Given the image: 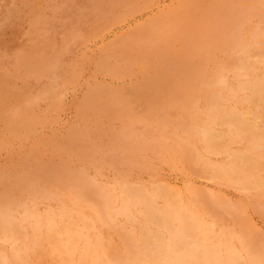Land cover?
<instances>
[{"label":"rangeland","instance_id":"obj_1","mask_svg":"<svg viewBox=\"0 0 264 264\" xmlns=\"http://www.w3.org/2000/svg\"><path fill=\"white\" fill-rule=\"evenodd\" d=\"M233 2H235L236 4L235 3L233 4ZM226 3L228 6L231 3L230 7L232 6L235 12L233 11L232 7L230 8L227 5H225ZM237 3L239 6L237 5ZM263 3H264L263 0H249V1L248 0H236V1L235 0H233V1L232 0H196L195 3L192 0H160V1L159 0H0V204H1L0 205V209H1L0 211L2 212L4 210L8 209L9 207L11 208L10 209V215L11 216H9L10 217L9 219H11V223L8 222L6 224V226L9 224L7 228L8 229L9 228L14 229V231H13V229L11 231L13 233V241L11 239L0 238V251H1L0 256H2L3 254L10 255V254L14 253V251H15V252H19L21 255H23L24 261L21 258L20 262L15 261L14 263L11 262V264H23V263L24 264H28V263L32 264L33 262H34L33 264H49V262L47 261V259L49 260V258H47V257L50 254L49 253L50 247L46 243L47 242L46 238L43 235L47 231L46 226H44L47 223L45 219H46V217L52 216V220L55 223L54 225H56L62 232H64V229L66 228V226L69 229L72 228L71 230H75V228L78 229L79 227H80V229H82L83 223H87V224L91 223L90 222L91 220L89 218L91 217V215L94 216V211L91 210V208H89L88 205H86L88 203L87 200H86L87 202H85V200L82 201V200H80L82 198H79V195L74 194V191H78V190L81 191V188H85V187H88V188L91 187L92 189H95V188L98 189L97 187H99L100 190L109 191L111 194H114V193L117 194L118 191H120V189L122 188L126 192H129L131 195H135V196H142V195H145V193L149 194L150 192H153L156 189V191H158V193H159L158 203L160 205L162 203L164 204L166 200L171 199L178 194H181V195L187 197L188 200L191 199L193 196H195L196 193H197L196 194L197 197L200 196L199 198H202L203 197L202 194H205L204 192L206 191V195H204V198H202V199H205L207 197V199H205V201L202 200L204 203H202V201L200 199H198L197 197H196L197 199L195 197H193V199L194 198L195 199L194 200L191 199V200L192 201L197 200L196 201L197 204H198V202L200 203V201H201L203 207L206 206V209H205V207L202 209L207 210V209L211 208L210 210H207V211H210V213L213 212V215H215V216H218L217 215L218 212L223 210V213L220 212V214H219V216L221 215L222 217H217L218 218V224L215 226L216 233H219V231H221L223 229L224 230H240L241 229L240 231L242 232V229H243L242 227H244L246 224H248L247 227L245 226L246 228L244 227V229H245V231L249 232L250 234L247 232H246L247 233L246 234L244 229H243L244 234H246L247 236L250 235L251 239H255V240L258 239L259 241L256 240L257 246L259 248L264 249V237H263L264 236L263 235V233H264V210H262V209H264V203H263L264 202V198H263L264 197V195H263L264 194V190H263L264 189L263 188L264 170L263 171L260 170V171H262V174H259L261 172L258 171L259 175L256 176L257 179H256V177L255 178L253 177L252 180H250V181L231 183L230 181L225 179V176H224L225 174H224L223 170L221 169L222 166L229 163L231 160V157L228 155V153H226L224 151L226 148L228 150L231 149L232 157L237 162L240 161L239 163H241V164L244 163L248 166H254V165L252 162L253 160L251 158L253 155L250 151L245 149V144H243L241 142L231 141V139L229 138L228 126L226 125L227 119L226 118L222 119L221 117H219L217 119V123L215 125V129L216 128L217 129L213 133L211 141L209 142V146L211 147V153H207V154L204 153L201 156L199 155V153L195 154L193 151H190V149L193 150V148L196 147L197 149L200 150L202 145L204 144L203 140L200 139V137H199L200 135L194 136V135H191L189 133L186 134L185 133L186 130L184 129V125H183L186 122V119L190 120L191 118L194 119L197 116H199V112L201 113V111L197 112V109L198 110L206 109L209 106V105L207 106L209 98H211L214 95L215 98H217V100L220 101V104L214 110V112H216V111L218 112L217 113L218 116H220V114H222L224 112L222 115H227V118L231 119V118H235V117L239 116V115H237L238 110H244L245 112H247L246 116L249 118V120L247 122L248 126L250 128H253L254 130H256L258 133L264 134V130H262L264 128V125H263V122H264V102H263L264 101V99H263L264 98V94H263V92H264V70H263V68L264 67H262V66H264L263 65L264 64V54H263L264 53V50H263L264 49V43H262L264 41V38H263V36H264V29H263L264 28V24H263L264 23V14H263L264 13V5H263ZM190 4H191V6H190ZM13 5H14V8H12ZM126 5H129V6H126ZM132 5H133V7H135L134 9H133ZM235 5H236V7H235ZM259 5L262 6L263 9H262V7H259ZM123 6H125V7H123ZM194 6H195V8H194ZM224 6H226V8ZM87 7L89 9H87ZM240 7L243 9L242 11L240 10L241 9ZM70 8H72V10ZM191 8H192V10H191ZM227 8L232 9L231 10L232 12L229 11L230 9L228 10ZM4 9L6 10L5 12H8V13H5ZM15 9L17 11H14ZM223 9H225V11ZM93 10H95V11L93 12ZM245 10H248V11H245ZM240 11L247 14L246 18L244 16L245 14L241 13ZM228 12L232 15L228 14ZM22 13H23V15H22ZM91 13H92V15H91ZM114 13H116V14H114ZM225 13L228 14L227 19H226ZM11 14H14V15H11ZM83 14L85 16H83ZM7 15L9 18L7 17ZM87 15H89V16H87ZM115 15H117V16H115ZM238 15H241V16L238 17ZM253 15H255V17ZM2 16L5 18L6 21L4 20V18H2ZM100 16H101V18H100ZM230 17L233 19V21L235 20L234 18H236V17H237L236 20L240 18V21L239 20L234 21L235 23L236 22H239V23L235 24L234 22H232V19H230ZM241 17L244 18L243 21H242ZM61 19H63V20H61ZM89 20H90V22H89ZM105 20H106V22H105ZM114 20H116V21H114ZM229 21H231V22L229 23ZM91 22H93V24ZM218 22L221 24L223 23L222 25H224V27L221 24L218 25ZM225 22H227L228 25H226ZM243 22H244V24H243ZM86 23H88V24H86ZM81 24L83 27L81 26ZM238 25L240 26V28L238 27ZM84 26H86V27H84ZM226 26H228V27H226ZM231 26H233V27H231ZM217 27H219V28H217ZM225 27H226L227 31L230 32L229 33L230 35L227 34L228 32H226V31L224 32ZM229 27L231 29L233 28L232 31H231V29L230 30L228 29ZM255 29L257 32L256 34L254 31ZM75 30H77V31H75ZM94 30H96V31H94ZM259 30H261V32ZM234 31L238 32V33L236 32L238 34L237 36H236V33ZM69 32L71 33V35ZM220 32H221V34H220ZM210 33H211V35H210ZM217 33H219L220 36ZM252 33L256 36H254ZM93 34H95V35H93ZM257 34H259L260 36L259 35L257 36ZM207 35H209V37ZM228 35H229V37H228ZM204 36H205V38H203ZM225 36H227L228 38ZM238 36H240L241 38ZM60 37H62V38H60ZM213 37H215V38H213ZM64 38H66L67 40ZM101 38H103V39L101 40ZM250 38H252V39H250ZM214 39L216 41H214ZM229 39L232 42L229 41ZM234 39H236V43L233 45V42H235ZM61 40H63V41H61ZM222 40L225 42H223ZM260 40H261V42H260ZM167 41H168V43H167ZM228 42H230V43H228ZM207 43H209V44H207ZM63 44H65V45H63ZM260 44L262 46H259ZM235 45L237 47V51H236ZM239 46H244L245 48L242 51H240V50H238ZM262 47H263V49H261ZM224 48H226V49L223 52ZM252 48H254V49H252ZM256 48H257V51H256ZM247 49H248V51H247ZM252 50H253V52H252ZM235 52L238 53V55ZM245 52H247V54ZM257 53L259 55H257ZM53 54H55V55H53ZM165 54H166V56H165ZM251 55H252V57H251ZM57 57H59V58H57ZM208 57H209V59H208ZM233 57H234V60H233ZM244 57H246V58H244ZM171 58L173 59V61ZM260 58L263 60L261 61ZM244 59H245V61L243 62ZM254 59H255V61H254ZM147 61L149 63H147ZM164 62H165V64H164ZM242 62L244 64L246 63L245 64L246 66ZM251 62L253 64H251ZM183 63H185V64H183ZM239 64H240V66H239ZM62 66L63 67L66 66V67H64L65 69ZM180 66H181V68H180ZM239 67H241L240 69L243 70V71L240 70V73H239L242 76H240L238 74V72H236L237 69H235V68H239ZM252 68H254V69H252ZM261 68H262V70H261ZM230 69H231V72H230ZM46 70H47V72H46ZM51 70L53 71V73L51 72ZM179 70H180V72H179ZM193 70H195V71H193ZM205 70H206V72H205ZM227 70H228V73L226 72ZM251 70H253V71H251ZM233 72H234V74H233ZM251 72H252V74H251ZM150 73H151V75H150ZM189 73H191V74H189ZM243 73H244V75H243ZM45 74H47V75H45ZM48 74H50V75H48ZM186 74H187V76H186ZM200 74L205 75L204 77L206 79L205 78L203 79L202 77H200L201 76ZM152 75H153V77H152ZM170 76H172V78ZM179 77H180V79H179ZM189 77L191 78V80ZM235 77H237V78H235ZM245 77H246V79H245ZM251 77H253V78L251 79ZM50 78H51V80H50ZM167 78H169V79H167ZM199 78H200V80H199ZM218 78H222V80H224V82L222 84L223 85L225 84L224 85L225 89L222 88V84L219 86L213 85V83ZM247 78H248V80H247ZM201 79H203L204 83H203V81H201ZM212 80H214V81H212ZM51 82L54 85L56 84V86H54ZM188 82H190V83H188ZM197 82H199V83H197ZM205 83L208 85H206ZM209 83H211V84L209 85ZM28 84H30V85H28ZM180 84H182L183 86ZM190 84H192V85L195 84V86L194 85L192 86ZM211 85H213V87L216 90H214V88H212ZM256 85L257 86L259 85L260 89H257ZM186 86L188 87V89L186 88ZM209 86H210V88H208ZM180 87H181V89H180ZM165 88H166V90H165ZM189 88L192 91L189 90ZM169 89H170V92H169ZM178 89H179V91H177ZM235 89H236V91H235ZM237 89H239V90H237ZM25 90H27V91H25ZM186 90H188V91H186ZM43 91L46 92V96H45ZM148 91H151V92H148ZM201 91L204 93L202 94ZM28 92H31L33 94L28 93ZM153 92L155 95L153 94ZM156 92H158V93H156ZM206 92H207V96L205 95ZM210 92L212 95H210ZM241 92H242V94H241ZM261 92L263 95L261 94ZM148 93H149V95H148ZM168 93H170V94H168ZM47 94H49V96ZM164 94H166L165 96H167V97H165ZM184 94L185 95L188 94V95L183 96ZM196 94H198L199 96L197 97ZM250 94H252L254 96H252ZM228 95H229V97H228ZM247 95H248V97H247ZM249 95H250V97H249ZM5 96H7V97H5ZM180 96L182 97V99ZM191 96L192 97L194 96L195 98L193 97L191 99ZM146 97H148V99ZM231 97H233V98H231ZM171 98H173V99H171ZM187 98H189V99H187ZM199 98H201V99H199ZM54 99H55V101H54ZM161 99L163 100V102ZM205 99L207 100V102ZM235 99L237 102L235 101ZM254 99H258V100H254ZM193 100H194V102H193ZM203 101H205V102H203ZM252 101H253V103H252ZM145 102H147V103H145ZM184 102H186V103H184ZM148 103H151L150 104L151 108L149 107L150 105H148ZM154 103H155V105H154ZM189 104H190V106H189ZM199 104H200V106H199ZM141 105L144 106L145 108H143ZM229 105H230V107H228ZM175 106H176V108H175ZM194 106L195 107L198 106V108L195 110ZM158 107H160L158 109L159 111L157 110ZM169 107H171V108H169ZM188 107H189V109L187 110L186 108H188ZM174 108L176 109V111ZM190 108L192 110L194 109V112L193 111L191 112ZM230 108H232L233 110ZM143 109H145V110L147 109L149 112L151 111L150 114H146V113H149L147 110H146L147 112L144 110L145 113H143L144 112V111H142ZM219 109H221V110H219ZM259 110L261 112L260 115L258 113ZM156 111H158L159 113ZM161 113H162V115H161ZM252 114H253V116H252ZM151 115L154 117L153 118L154 120L152 119ZM157 115L158 116L161 115L160 118L157 117ZM188 115H189V117H188ZM261 115H262V117H261ZM185 116H186V118H185ZM145 117H146V119H145ZM161 117H164L165 119H163ZM147 119H150V120L147 121ZM162 119H163V121H162ZM172 119H174V120H172ZM164 120L165 121L167 120V122H165ZM169 120H172L176 126L181 124L180 120L181 121L183 120L182 121L183 124L180 125L181 127L178 126L176 129V126L171 121H170L171 122L170 123ZM176 120L177 121L179 120V121L177 122ZM219 120H221L222 122ZM250 120H252L253 122H251ZM142 121H144L145 123H143ZM161 122L162 123L164 122V123L161 124ZM176 123H178V124H176ZM170 124H171V127H170ZM261 124L263 126H261ZM124 125L128 126V128L125 127ZM157 125L161 126L162 128H160V127L157 128ZM172 125L174 128L172 127ZM254 125H255V127H254ZM129 126H130V128H129ZM151 126L155 129H153ZM123 127H124V129H123ZM237 127L240 129H243L244 125L243 124H237ZM181 128L184 130H182ZM174 129H175V131H174ZM225 131L227 132V134ZM180 132H181V134H180ZM120 134H121V136H120ZM145 134L148 136H146ZM172 134H173V136H172ZM179 134L182 137V139H180ZM214 134L216 135V137ZM218 134H220V135H218ZM115 135H118V136H115ZM185 135H187V136L190 135V137L189 136L187 137ZM134 136H136V138H134ZM149 136H150V138H149ZM145 137L146 138L148 137V138L146 139ZM223 139H225V140H223ZM138 140H140V141H138ZM150 140H151V142H150ZM164 140H166V141H164ZM170 140L175 141V142H172ZM190 140H191V142H190ZM216 140H218V141H216ZM118 142H121V143H118ZM155 142L159 145V148ZM216 142L220 145L216 144ZM120 144H122V145H120ZM124 144H126V145H124ZM127 144H129V145H127ZM145 144L147 145V147ZM163 144H165V145H163ZM171 144H172V146H171ZM197 144H198V146H197ZM136 145L138 147H136ZM152 145H154V146L152 147ZM187 145H189V148H186V147H188ZM241 145H243L244 147ZM134 146L136 147V149ZM150 147H151V149H150ZM156 147L158 149H156ZM179 147H181V148H179ZM132 148H134V149H132ZM144 148H146V149H144ZM164 148H166V149H164ZM124 149L126 152L124 151ZM128 149L130 150V152L127 151ZM138 149H139V151H138ZM161 149H163V150H161ZM187 149H189V150L187 151ZM106 151H108V152H106ZM214 151H215V153H214ZM153 152H155V153H153ZM179 152L181 153L180 156L182 155L181 157L179 156ZM191 152H192V157L190 156L191 157L190 158L189 155L191 154ZM126 153H128V154H126ZM129 153H131V154L129 155ZM171 153H172V156H171ZM175 153H176V155H175ZM96 154H97L98 158L95 157ZM154 154H155V156H154ZM177 154H178V156H177ZM117 155L119 156L120 159H122L123 162L120 159L118 160ZM157 156H158V158H157ZM197 156H199V157H197ZM110 157H112L111 161L109 159ZM205 157L207 159H209L208 162H206L207 159ZM214 157H215V159H214ZM138 158H139V160H138ZM135 159H136V161H135ZM141 159H143V160H141ZM227 159H229V160H227ZM103 160L104 161L106 160V161L104 162ZM188 160H189V163H188ZM242 160L245 162H242ZM250 160H252V161L250 162ZM182 161H184V162H182ZM212 161H214V162H212ZM76 163H78V164H76ZM87 163L90 164L91 166L89 165L90 166L89 167ZM128 163H129V165H131L130 168L128 167ZM192 163H193V165H192ZM213 163H215V164H213ZM152 164H154V165H152ZM71 165H73L74 167L73 166L71 167ZM109 165H110V167H108ZM111 165H113L114 167H112ZM135 165L137 167H135ZM187 165H188V170L190 172H188V170H186ZM85 166H87V167H85ZM99 166H101V167H99ZM122 166H124L125 169H123L124 167L122 168ZM140 166L141 167L143 166V167L140 168ZM145 166L147 169L144 168ZM184 166H186V167H184ZM45 167L49 168V169H46ZM76 168H77V171L74 170ZM87 168H89V169H87ZM102 168H104V169H102ZM195 168H196V170H195ZM66 169H68V170H66ZM117 169H119V170H117ZM120 169H122V171H124L125 174H123ZM156 169H158L159 171ZM183 169H185L184 170L185 172L183 171ZM202 169H204V170H202ZM216 169H218V170L216 171ZM128 170H130V172ZM148 170H150V171H148ZM45 171H46V174H45ZM48 171H50V172H48ZM73 171L75 173H73ZM118 171H120V172H118ZM41 172L43 174H41ZM81 172H83V174L85 176L82 175ZM149 172H150V174H149ZM151 172H152V174H151ZM154 172H157L158 175H157V173H154ZM173 172H175V174ZM191 172H192V174H190ZM49 173L52 176H50ZM79 173H80V175H79ZM57 174H58V176H57ZM63 174L64 175L66 174V176H64ZM195 174L198 176H196ZM44 175H47L48 177L44 176ZM54 175H56V176H54ZM62 175H63V177H62ZM134 175L137 177H135ZM199 175H200V177H199ZM98 176H99V178H98ZM112 176H115V177H112ZM123 176H125V177H123ZM111 177L113 180H111ZM121 177H123L122 180H121ZM220 177H222V178H220ZM54 178H57V179H54ZM86 178H89V179H86ZM134 178H135V180H133ZM142 178L145 179L146 181L143 180ZM214 178L217 179V181ZM51 179L55 180L54 182L56 184L53 181L51 182ZM59 179H60V181L63 180L62 182L63 183L65 182V183L62 184V182L61 183L58 182V184H57L56 181H58ZM68 179H70V180L68 181ZM106 179L107 180L110 179V180L107 181ZM162 179H164V180H162ZM83 180H84V182H83ZM205 180L206 181L208 180L207 181L208 183H206ZM254 180L256 182H254ZM75 181H79V183L75 182ZM88 181L90 183L91 182H93V183L90 184ZM97 181H98V183H97ZM185 181L187 183L186 184L187 187L190 186L191 184H193V185H191V189H193L194 187H195L194 189H196L197 187H198V189L199 188L201 189V187L202 188L204 187L205 190H204V188H203V190L199 189L200 191H197V190L195 191L193 189V191H192L193 194H192V192L188 191V190H190L189 188H186L187 191L186 190L183 191V189H184L183 186L184 187L186 186L184 184ZM224 181H225V183H224ZM47 182H49V183L47 184ZM71 182H73V183H71ZM103 182H104V184H103ZM218 182L220 183V186L218 185L219 187L216 186V184H218ZM82 183H84V184L88 183L89 186L83 185ZM132 183H133V185H132ZM212 183L213 184L215 183V186ZM53 184H55V185H53ZM65 184H66V186H65ZM93 184H94V187H92ZM109 184H111V185H109ZM134 184H135V186H134ZM255 184H256V186H255ZM34 185L36 187H34ZM61 185L62 186L64 185L65 187H62ZM138 185H139V187H138ZM194 185H196V186H194ZM222 185H224V186H222ZM73 186H74V189L71 188ZM77 186H78V188H77ZM80 186H81V188H80ZM109 186L112 189V191L109 188ZM116 186H117V188H116ZM123 186H125V187H123ZM151 186H153V187H151ZM210 186H212V188H210L211 190L209 189L210 190L209 191L207 188H209ZM236 186H238V187H236ZM104 187L106 190L104 189ZM62 188H63V190H62ZM64 188L68 191L66 192V190ZM75 188H76V190H75ZM140 188H141V190H140ZM56 189L58 190V192ZM239 189L240 190L242 189V190L240 191ZM258 189H259V192H258ZM69 190H71V191L69 192ZM234 190H236V191H234ZM253 190H254V192H252ZM37 191L39 193H42V194L45 193L44 196L42 194H40V196H39ZM43 191H44V193H43ZM115 191H117V192H115ZM134 191H136V192H134ZM71 192H73L72 195H75L74 196L75 198L71 195ZM174 192H176L175 193L176 195L174 194ZM185 192L188 195L185 194ZM210 193H212L211 194L212 197H213V195H215V193L216 194L219 193V194H217L219 196V201L221 203L224 202L226 204V207H225L224 203H222V205H221L220 202H218L219 203L218 205L215 203L216 207L214 204L215 201L208 203L209 202L208 198L210 197ZM253 193L256 194L257 196L253 195ZM79 194H80V192H79ZM189 194L190 195L192 194L193 196L192 195L190 196ZM198 194H201V195L198 196ZM8 195H9V197H8ZM46 195H47V197H46ZM165 195H166V197H165ZM242 195L245 197L243 198ZM249 195H251V196L249 197ZM13 196H15V197H13ZM218 196L217 197L214 196V197H216L218 199ZM230 196H233V197H230ZM53 197H55V198H53ZM220 197L221 198L225 197V199L222 200ZM246 197H248V198L245 200ZM43 198L45 200H43ZM72 198H74V199H72ZM211 198H210V201H212ZM14 199L16 202L14 201ZM35 199H36V202H35ZM259 199H261V200H259ZM28 200L30 201V203H28L29 202ZM206 200L208 201L207 203H206ZM258 200L262 203L258 204V202H259ZM38 201H40V202H38ZM225 201H227V202H225ZM238 202H240V204ZM16 203L19 205H17ZM227 203H229V204L231 203L232 205H229ZM252 203H255L258 206H256L255 204H252ZM209 204H213L215 209L213 207H211V205H209ZM233 204L235 205V208H234ZM261 204H262L263 208L260 207ZM85 205L89 209H87V207ZM198 205L201 206L200 204H198ZM236 205H238L237 207L239 209L236 207ZM251 205L253 207H251ZM3 206H4V208H3ZM74 206H77L79 209H77V207H74ZM218 206H220L221 208ZM228 206L231 207L230 208L231 211L236 210V209L238 211L237 210L233 211V213H234L233 214L230 211ZM29 207H32V208H29ZM139 207L140 206H138L137 211L139 210ZM216 208H217V210H216ZM13 209L15 211H13ZM54 209L55 210L59 209V210L58 211L56 210V212H55ZM60 210L61 211L63 210L62 213ZM89 210H91V211H89ZM215 210H216V214H214ZM241 210H242V212H241ZM64 211L67 214H65ZM75 211L79 212V213L82 212L81 213L82 215L79 213H76ZM207 211H206V213H209ZM228 212L230 213V215ZM35 213L38 215V217ZM75 213H76V215H75ZM224 213H226V214L228 213V214L226 215ZM83 214H84V217H83ZM204 214H205V211H203V215ZM235 214H236V216H235ZM28 215H29V217H28ZM30 215H32V216H30ZM64 215H66L67 217ZM70 215H71V217H70ZM211 215L212 214H210V216ZM232 215H234V217ZM80 216L84 219H81ZM120 216L121 215L115 217L114 221H112L111 223H109L107 225L104 223L103 224L99 223L97 221V222L93 223L94 224L93 227L92 226H90V227L89 226H87V227L83 226L84 230L85 229L88 230V235H90L92 238L94 237L93 239H96V237H102V239L105 242H108V244H112V242H115L112 245H114L116 247H120V248L123 247V249H125L126 245L123 243V240L121 238L120 233L124 234L126 229H129V227L130 228H137L138 227L137 229H139V226L142 225L144 228H146L145 246L148 249V251H150L152 248H154L155 247L154 245H158V244L162 243V237L160 236V233H158L156 231V229L154 228V226L152 224H148V223L145 224L144 222H142L141 219L138 220V222L136 224H133V223L131 224V221L129 219H127L123 216H121V217ZM229 216H232L231 219L229 218ZM237 217H238V220L240 219L239 220L240 223L236 221ZM243 217L245 218L244 220H243ZM61 218L64 220H62ZM66 218H69V219H66ZM72 218L75 220V222ZM116 218H117V220H116ZM220 218H222V219H220ZM58 219H60V220H58ZM87 219H88V222H87ZM227 219H230V220H227ZM232 219H234L233 222H232ZM241 219H242V222H241ZM40 220L44 226L43 227L44 230L42 229V231H44V233H42V231H40L38 229L36 232V226H37L38 221H40ZM44 220L46 223L43 222ZM64 221L65 222L68 221L67 222L68 225L66 223H64ZM69 221L71 223H69ZM243 221L247 222L244 224V226H243ZM3 222L5 225V220H3ZM28 223H30V224L28 225ZM219 223H221V224H219ZM70 224H72V226ZM240 224H242V227ZM89 225H92V223ZM249 225L251 228L248 227ZM27 226H29L30 230ZM64 226H65V228H64ZM73 226H76V227H73ZM107 226H108V228H107ZM236 226H238V227H236ZM239 226L241 227L240 229H239ZM61 227H63V228H61ZM17 228H21V229H17ZM109 228H111L114 232L112 230H110ZM114 228L117 231H115ZM119 228H121V229H119ZM225 228H227V229H225ZM23 229L25 232L23 231ZM17 230H18V232H20V231L21 232L18 233ZM120 230H122V231L120 232ZM253 230H254V232H253ZM0 231H1V229H0ZM153 231L155 232V234ZM260 231H262V232H260ZM115 232H116V234L113 235V233H115ZM255 232L257 234H255ZM97 233H99V234H97ZM259 233H261V234H259ZM35 234H37V236ZM156 234L159 235V239L158 238L156 239L154 237V235H156ZM148 235H149V237H148ZM257 235H258V237H257ZM1 237H2V235H1ZM254 237H256V238H254ZM31 238H32V240L34 239V242L30 244L28 242L32 241ZM163 238L165 239L164 235H163ZM118 239L121 240L122 246H121L120 241ZM23 240H26V241H24V243H22ZM38 242H39V244H38ZM14 243H16V244H14ZM27 244H28V246H27ZM12 245H13V247H12ZM22 245L23 246L26 245L27 247L26 246L22 247ZM40 245H42V246H40ZM47 245H48V247H47ZM35 246H36V248H35ZM5 248L7 251H9L7 254H6ZM38 248H40V249L38 250ZM31 249L33 251L34 250L35 251L33 252ZM12 250H13V252H12ZM27 250H30L31 253H30V251H27ZM25 256H27V260H26ZM31 256H33V257H31ZM35 260L37 261V263L35 262ZM10 261H12V258H10ZM29 261H32V262H29Z\"/></svg>","mask_w":264,"mask_h":264},{"label":"bare ground","instance_id":"obj_2","mask_svg":"<svg viewBox=\"0 0 264 264\" xmlns=\"http://www.w3.org/2000/svg\"><path fill=\"white\" fill-rule=\"evenodd\" d=\"M160 1V0H159ZM194 3L196 2V0L194 1V0H192ZM233 1V0H232ZM236 1V0H235ZM249 1V0H248ZM264 1V0H263ZM230 2V1H229ZM80 3V2H79ZM186 3V2H185ZM190 3V2H189ZM235 2H233V4H234ZM149 4V3H148ZM159 4V3H158ZM157 4V5H158ZM192 4V3H191ZM191 4H190V6H191ZM231 4V3H230ZM230 4H229V6L227 5V3L225 4V5H227L228 7H230ZM236 4V3H235ZM255 4V3H254ZM260 4V3H259ZM16 5V4H15ZM103 5V4H102ZM120 5V4H119ZM118 5V6H119ZM123 5V4H122ZM237 5H238V3H237ZM241 5V4H240ZM257 5V4H256ZM261 5V4H260ZM259 5V7H262V6H260ZM263 5H264V3H263ZM9 6V5H8ZM99 6V5H98ZM126 6H129V5H126ZM152 6V5H151ZM239 6V5H238ZM80 7V6H79ZM78 7V8H79ZM84 7V6H83ZM120 7V6H119ZM123 7H125V6H123ZM132 7H133V5H132ZM225 8H226V6H224ZM232 7V6H231ZM230 7V8H231ZM235 7H236V5H235ZM2 8V7H1ZM12 8H14V5H13V7ZM82 8V7H81ZM135 7H133V9H134ZM194 8H195V6H194ZM230 8H227L228 10L230 9ZM241 8V7H240ZM245 8V7H244ZM7 9V8H6ZM9 9V8H8ZM17 9V8H16ZM14 10V11H17V10ZM69 9V8H68ZM71 10H72V8H70ZM84 9V8H83ZM87 9H89L88 7H87ZM115 9V8H114ZM213 9V8H212ZM232 9H233V7H232ZM232 9H230L229 11H231ZM250 9V8H249ZM262 9H263V7H262ZM20 10V9H19ZM191 10H192V8H191ZM224 11H225V9H223ZM222 10V11H223ZM236 10V9H235ZM241 11L243 10L242 8L240 9ZM253 10V9H252ZM6 10L4 9V12H5ZM22 11V10H21ZM70 11V10H69ZM68 11V12H69ZM78 11V10H77ZM85 11V10H84ZM95 10H93V12H94ZM127 11V10H126ZM176 11V10H175ZM182 11V10H181ZM233 11H234V9H233ZM240 11V12H241ZM245 11H248V10H245ZM244 11V12H245ZM250 11V10H249ZM259 11V10H258ZM86 12V11H85ZM174 12V11H173ZM232 12V11H231ZM235 12V11H234ZM237 12V11H236ZM2 13V12H1ZM5 13H8V12H5ZM19 13V12H18ZM90 13V12H89ZM241 13H243V12H241ZM240 13V14H241ZM17 14V13H16ZM72 14V13H71ZM81 14V13H80ZM88 14V13H87ZM96 14V13H95ZM113 14V13H112ZM114 14H116V13H114ZM123 14V13H122ZM224 14V13H223ZM228 14H230L229 12H228ZM228 14H226L225 13V15H226V19H227V16H228ZM234 14V13H233ZM243 14H245V13H243ZM253 14V13H252ZM264 14V13H263ZM11 15H14V14H11ZM22 15H23V13H22ZM91 15H92V13H91ZM98 15V14H97ZM111 15V14H110ZM230 15H232V14H230ZM246 15L247 14H245L244 16H245V18H246ZM80 16V15H79ZM83 16H85L84 14H83ZM87 16H89V15H87ZM115 16H117V15H115ZM171 16V15H170ZM224 16V15H223ZM236 16V15H235ZM239 16H241V15H238V17ZM254 17H255V15H253ZM7 17H8V15H7ZM14 17V16H13ZM17 17V16H16ZM19 17V16H18ZM76 17V16H75ZM120 17V16H119ZM232 17V16H231ZM230 17V19H232ZM261 17V16H260ZM2 18H4L3 16H2ZM9 18V17H8ZM98 18V17H97ZM100 18H101V16H100ZM107 18V17H106ZM123 18V17H122ZM234 18V17H233ZM237 18V17H236ZM236 18H234L235 20H236ZM242 18V17H241ZM258 18V17H257ZM19 19V18H18ZM78 19V18H77ZM95 19V18H94ZM110 19V18H109ZM223 19V18H222ZM243 19L244 18H242V21H243ZM251 19V18H250ZM4 20H5V18H4ZM12 20V19H11ZM10 20V21H11ZM61 20H63V19H61ZM79 20V19H78ZM88 20V19H87ZM91 20V19H90ZM90 20H89V22H90ZM234 20V21H235ZM240 21V18L239 19H237L236 21ZM6 21V20H5ZM16 21V20H15ZM80 21V20H79ZM92 21V20H91ZM94 21V20H93ZM114 21H116V20H114ZM224 21V20H223ZM233 21V19H232V22H234ZM254 21V20H253ZM9 22V21H8ZM13 22V21H12ZM20 22V21H19ZM71 22V21H70ZM105 22H106V20H105ZM231 21H229V23H230ZM3 23V22H2ZM7 23V22H6ZM5 23V24H6ZM10 23V22H9ZM18 23V22H17ZM92 24H93V22H91ZM104 23V22H103ZM217 23V22H216ZM235 23V22H234ZM236 23H239V22H236ZM235 23V24H236ZM8 24V23H7ZM73 24V23H72ZM86 24H88V23H86ZM95 24V23H94ZM197 24V23H196ZM215 24V23H214ZM219 24H221V23H219L218 22V25ZM223 24V23H222ZM221 24V25H222ZM225 24L226 25H228L227 24V22H225ZM241 24V23H240ZM239 24V25H240ZM243 24H244V22H243ZM264 24V23H263ZM15 25V24H14ZM107 25V24H106ZM158 25V24H157ZM232 25V24H231ZM234 25V24H233ZM238 25V27L240 28V26ZM257 25V24H256ZM18 26V25H17ZM20 26V25H19ZM81 26H82V24H81ZM80 26V27H81ZM87 26V25H86ZM86 26H84V27H86ZM95 26V25H94ZM148 26V25H147ZM213 26V25H212ZM223 27H224V25H222ZM237 26V25H236ZM235 26V27H236ZM252 26V25H251ZM12 27V26H11ZM15 27V26H14ZM83 27V26H82ZM103 27V26H102ZM226 27H228V26H226ZM226 27L224 28L225 30H224V32L226 31V32H228L227 31V29H226ZM231 27H233V26H231ZM2 28V27H1ZM89 28V27H88ZM106 28V27H105ZM108 28V27H107ZM158 28V27H157ZM161 28V27H160ZM190 28V27H189ZM213 28V27H212ZM217 28H219V27H217ZM237 28V27H236ZM262 28V27H261ZM61 29V28H60ZM76 29V28H75ZM104 29V28H103ZM222 29V28H221ZM229 30L231 29L230 27L228 28ZM233 29V28H232ZM232 29H231V31H232ZM258 29V28H257ZM264 29V28H263ZM56 30V29H55ZM68 30V29H67ZM72 30V29H71ZM145 30V29H144ZM203 30V29H202ZM211 30V29H210ZM215 30V29H214ZM219 30V29H218ZM235 30V29H234ZM244 30V29H243ZM54 31V30H53ZM75 31H77V30H75ZM94 31H96V30H94ZM223 31V30H222ZM255 31V34L257 33L256 32V29L254 30ZM258 31V30H257ZM260 32H261V30H259ZM22 32V31H21ZM20 32V33H21ZM62 32V31H61ZM73 32V31H72ZM87 32V31H86ZM98 32V31H97ZM103 32V31H102ZM202 32V31H201ZM205 32V31H204ZM214 32V31H213ZM216 32V31H215ZM235 32V31H234ZM237 32V31H236ZM235 32V33H236ZM263 32V31H262ZM63 33V32H62ZM70 33V32H69ZM81 33V32H80ZM88 33V32H87ZM99 33V32H98ZM162 33V32H161ZM230 32H228L227 34H229ZM238 33V32H237ZM236 33V36L238 35ZM245 33V32H244ZM254 33V32H253ZM252 33V34H253ZM259 33V32H258ZM89 34V33H88ZM102 34V33H101ZM151 34V33H150ZM217 34H219V33H217ZM220 34H221V32H220ZM220 34H219V36H220ZM233 34V33H232ZM231 34V35H232ZM263 34V33H262ZM261 34V35H262ZM49 35V34H48ZM55 35V34H54ZM70 35H71V33H70ZM83 35V34H82ZM86 35V34H85ZM93 35H95V34H93ZM99 35V34H98ZM160 35V34H159ZM185 35V34H184ZM210 35H211V33H210ZM213 35V34H212ZM223 35V34H222ZM230 35V34H229ZM229 35H228V37H229ZM254 35V34H253ZM259 34H257V36H258ZM64 36V35H63ZM100 36V35H99ZM208 37H209V35H207ZM216 36V35H215ZM254 36H256V35H254ZM260 36V35H259ZM49 37V36H48ZM81 37V36H80ZM93 37V36H92ZM147 37V36H146ZM211 37V36H210ZM217 37V36H216ZM222 37V36H221ZM225 37H227V36H225ZM227 37V38H228ZM231 37V36H230ZM238 37H240V36H238ZM60 38H62V37H60ZM67 38V37H66ZM66 38H64V39H66ZM86 38V37H85ZM104 38V37H103ZM103 38H101V40L103 39ZM120 38V37H119ZM186 38V37H185ZM202 38V37H201ZM203 38H205V36L203 37ZM213 38H215V37H213ZM219 38V37H218ZM223 38V37H222ZM226 38V39H227ZM232 38V37H231ZM241 38V37H240ZM263 38H264V36H263ZM78 39V38H77ZM87 39V38H86ZM238 39V38H237ZM250 39H252V38H250ZM260 39V38H259ZM262 39V38H261ZM67 40V39H66ZM75 40V39H74ZM73 40V41H74ZM119 40V39H118ZM209 40V39H208ZM211 40V39H210ZM61 41H63V40H61ZM70 41V40H69ZM83 41V40H82ZM88 41V40H87ZM214 41H216L215 39H214ZM223 41V40H222ZM229 41H231L230 39H229ZM234 41L235 42H233V45L236 43V39H234ZM223 42H225V41H223ZM227 42V41H226ZM232 42V41H231ZM259 42V41H258ZM260 42H261V40H260ZM62 43V42H61ZM66 43V42H65ZM71 43V42H70ZM82 43V42H81ZM167 43H168V41H167ZM216 43V42H215ZM228 43H230V42H228ZM255 43V42H254ZM262 43H264V41L262 42ZM72 44V43H71ZM204 44V43H203ZM207 44H209V43H207ZM243 44V43H242ZM241 44V45H242ZM246 44V43H245ZM251 44V43H250ZM63 45H65V44H63ZM62 45V46H63ZM168 45V44H167ZM222 45V44H221ZM232 45V46H233ZM257 45V44H256ZM57 46V45H56ZM225 46V45H224ZM228 46V45H227ZM259 46H262L261 44L259 45ZM5 48V47H4ZM63 48V47H62ZM235 48H236V51H237V47H236V45H235ZM245 47L244 46H239V49L238 50H240V51H242L243 49H244ZM255 48V47H254ZM254 48H252V49H254ZM3 49V48H2ZM173 49V48H172ZM176 49V48H175ZM222 49V48H221ZM225 49L226 48H224V50H223V52L225 51ZM261 49H263V47L261 48ZM54 50V49H53ZM60 50V49H59ZM67 50V49H66ZM246 50V49H245ZM264 50V49H263ZM220 51V50H219ZM247 51H248V49H247ZM250 51V50H249ZM256 51H257V48H256ZM259 51V50H258ZM5 52V51H4ZM166 52V51H165ZM180 52V51H179ZM213 52V51H212ZM211 52V53H212ZM252 52H253V50H252ZM260 52V51H259ZM169 53V52H168ZM218 53V52H217ZM230 53V52H229ZM236 53V52H235ZM246 54H247V52H245ZM250 53V52H249ZM262 53V52H261ZM4 54V53H3ZM59 54V53H58ZM65 54V53H64ZM63 54V55H64ZM149 54V53H148ZM221 54V53H220ZM237 55H238V53H236ZM243 54V53H242ZM245 54V55H246ZM252 54V53H251ZM255 54V53H254ZM264 54V53H263ZM53 55H55V54H53ZM163 55V54H162ZM213 55V54H212ZM222 55V54H221ZM257 55H259L258 53H257ZM52 56V55H51ZM62 56V55H61ZM132 56V55H131ZM165 56H166V54H165ZM175 56V55H174ZM196 56V55H195ZM194 56V57H195ZM198 56V55H197ZM247 56V55H246ZM160 57V56H159ZM251 57H252V55H251ZM10 58V57H9ZM56 58V57H55ZM57 58H59V57H57ZM63 58V57H62ZM155 58V57H154ZM164 58V57H163ZM168 58V57H167ZM170 58V57H169ZM221 58V57H220ZM225 58V57H224ZM230 58V57H229ZM244 58H246V57H244ZM259 58V57H258ZM6 59V58H5ZM47 59V58H46ZM54 59V58H53ZM172 59V58H171ZM182 59V58H181ZM208 59H209V57H208ZM222 59V58H221ZM220 59V60H221ZM243 59V58H242ZM241 59V60H242ZM261 59V58H260ZM134 60V59H133ZM165 60V59H164ZM233 60H234V57H233ZM253 60V59H252ZM257 60V59H256ZM263 59H261V61H262ZM172 61H173V59H172ZM178 61V60H177ZM181 61V60H180ZM189 61V60H188ZM239 61V60H238ZM245 61V59L243 60V62ZM250 61V60H249ZM254 61H255V59H254ZM253 61V62H254ZM2 62V61H1ZM62 62V61H61ZM143 62V61H142ZM161 62V61H160ZM190 62V61H189ZM241 62V61H240ZM242 62V63H243ZM260 62V61H259ZM146 63V62H145ZM147 63H149L148 61H147ZM213 63V62H212ZM249 63V62H248ZM45 64V63H44ZM68 64V63H67ZM164 64H165V62H164ZM169 64V63H168ZM183 64H185V63H183ZM198 64V63H197ZM244 64V63H243ZM246 64V63H245ZM244 64V65H245ZM251 64H253L252 62H251ZM260 64V63H259ZM175 65V64H174ZM234 65V64H233ZM264 65V64H263ZM147 66V65H146ZM152 66V65H151ZM182 66V65H181ZM181 66H180V68H181ZM185 66V65H184ZM204 66V65H203ZM221 66V65H220ZM239 66H240V64H239ZM246 66V65H245ZM252 66V65H251ZM250 66V67H251ZM63 67V66H62ZM64 67H66V66H64ZM63 67V68H64ZM68 67V66H67ZM226 67V66H225ZM243 67V66H242ZM248 67V66H247ZM262 67H264V66H262ZM44 68V67H43ZM69 68V67H68ZM153 68V67H152ZM177 68V67H176ZM175 68V69H176ZM204 68V67H203ZM241 67H239V68H235V69H237V71L236 72H238V74L240 73V70H242V69H240ZM256 68V67H255ZM65 69V68H64ZM189 69V68H188ZM234 69V68H233ZM234 69V70H235ZM252 69H254V68H252ZM58 70V69H57ZM146 70V69H145ZM210 70V69H209ZM222 70V69H221ZM250 70V69H249ZM261 70H262V68H261ZM260 70V71H261ZM263 70H264V68H263ZM43 71V70H42ZM62 71V70H61ZM193 71H195V70H193ZM203 71V70H202ZM243 71V70H242ZM251 71H253V70H251ZM46 72H47V70H46ZM51 72L53 73V71L51 70ZM60 72V71H59ZM179 72H180V70H179ZM178 72V73H179ZM205 72H206V70H205ZM227 73H228V70L226 71ZM230 72H231V69H230ZM256 72V71H255ZM259 72V71H258ZM56 73V72H55ZM163 73V72H162ZM186 73V72H185ZM188 73V72H187ZM193 73V72H192ZM250 73V72H249ZM65 74V73H64ZM174 74V73H173ZM180 74V73H179ZM189 74H191V73H189ZM188 74V75H189ZM198 74V73H197ZM212 74V73H211ZM216 74V73H215ZM233 74H234V72H233ZM251 74H252V72H251ZM254 74V73H253ZM260 74V73H259ZM45 75H47V74H45ZM48 75H50V74H48ZM66 75V74H65ZM150 75H151V73H150ZM165 75V74H164ZM175 75V74H174ZM201 75V74H200ZM240 75V74H239ZM243 75H244V73H243ZM52 76V75H51ZM148 76V75H147ZM181 76V75H180ZM186 76H187V74H186ZM191 76V75H190ZM205 75H201L200 77H202L203 79L205 78L204 77ZM240 76H242V75H240ZM246 76V75H245ZM262 76V75H261ZM152 77H153V75H152ZM169 77V76H168ZM171 78H172V76H170ZM176 77V76H175ZM193 77V76H192ZM247 77V76H246ZM246 77H245V79H246ZM257 77V76H256ZM44 78V77H43ZM47 78V77H46ZM45 78V79H46ZM65 78V77H64ZM155 78V77H154ZM190 78V77H189ZM233 78V77H232ZM235 78H237V77H235ZM253 77H251V79H252ZM263 78V77H262ZM142 79V78H141ZM167 79H169V78H167ZM166 79V80H167ZM179 79H180V77H179ZM182 79V78H181ZM185 79V78H184ZM196 79V78H195ZM203 79H201V81H203ZM206 79V78H205ZM244 79V78H243ZM50 80H51V78H50ZM176 80V79H175ZM174 80V81H175ZM190 80H191V78H190ZM198 80V79H197ZM199 80H200V78H199ZM247 80H248V78H247ZM34 81V80H33ZM38 81V80H37ZM48 81V80H47ZM59 81V80H58ZM61 81V80H60ZM145 81V80H144ZM156 81V80H155ZM183 81V80H182ZM187 81V80H186ZM195 81V80H194ZM209 81V80H208ZM212 81H214V80H212ZM226 81V80H225ZM233 81V80H232ZM27 82V81H26ZM25 82V83H26ZM41 82V81H40ZM53 82V81H52ZM51 82V83H52ZM148 82V81H147ZM193 82V81H192ZM191 82V83H192ZM200 82V81H199ZM199 82H197V83H199ZM210 82V81H209ZM224 82V80H222V78H218L214 83H213V85L214 86H219V85H221L222 83ZM239 82V81H238ZM255 82V81H254ZM259 82V81H258ZM263 82V81H262ZM34 83V82H33ZM59 83V82H58ZM64 83V82H63ZM139 83V82H138ZM146 83V82H145ZM179 83V82H178ZM188 83H190V82H188ZM203 83H204V81H203ZM230 83V82H229ZM35 84V83H34ZM53 84V83H52ZM171 84V83H170ZM175 84V83H174ZM173 84V85H174ZM196 84V83H195ZM195 84H193L194 86H195ZM206 84V83H205ZM211 83H209V85H210ZM233 84V83H232ZM248 84V83H247ZM263 84V83H262ZM28 85H30V84H28ZM54 85V84H53ZM63 85V84H62ZM143 85V84H142ZM141 85V86H142ZM156 85V84H155ZM180 85H182V84H180ZM185 85V84H184ZM190 85H192V84H190ZM192 85V86H193ZM206 85H208V84H206ZM213 85H211L212 86V88H214L213 87ZM225 85V84H224ZM224 85L222 84V88H224ZM236 85V84H235ZM246 85V84H245ZM33 86V85H32ZM49 86V85H48ZM54 86H56V84L54 85ZM53 86V87H54ZM61 86V85H60ZM163 86V85H162ZM161 86V87H162ZM183 86V85H182ZM191 86V87H192ZM205 86V85H204ZM234 86V85H233ZM249 86V85H248ZM252 86V85H251ZM257 86V85H256ZM24 87V86H23ZM29 87V86H28ZM40 87V86H39ZM132 87V86H131ZM168 87V86H167ZM170 87V86H169ZM203 87V86H202ZM236 87V86H235ZM238 87V86H237ZM253 87V86H252ZM31 88V87H30ZM46 88V87H45ZM62 88V87H61ZM149 88V87H148ZM147 88V89H148ZM164 88V87H163ZM186 88L188 89V87L186 86ZM193 88V87H192ZM196 88V87H195ZM194 88V89H195ZM201 88V87H200ZM208 88H210V86L208 87ZM219 88V87H218ZM243 88V87H242ZM241 88V89H242ZM251 88V87H250ZM257 89H260V87H259V85L256 87ZM25 89V88H24ZM146 89V90H147ZM172 89V88H171ZM174 89V88H173ZM177 89V88H176ZM180 89H181V87H180ZM204 89V88H203ZM206 89V88H205ZM225 89V88H224ZM231 89V88H230ZM234 89V88H233ZM43 90V89H42ZM62 90V89H61ZM143 90V89H142ZM165 90H166V88H165ZM183 90V89H182ZM189 90H191L190 88H189ZM196 90V89H195ZM214 90H216L215 88H214ZM237 90H239V89H237ZM244 90V89H243ZM256 90V89H255ZM25 91H27V90H25ZM156 91V90H155ZM177 91H179V89L177 90ZM185 91V90H184ZM186 91H188V90H186ZM192 91V90H191ZM209 91V90H208ZM207 91V92H208ZM235 91H236V89H235ZM252 91V90H251ZM259 91V90H258ZM14 92V91H13ZM34 92V91H33ZM44 92V91H43ZM48 92V91H47ZM52 92V91H51ZM50 92V93H51ZM57 92V91H56ZM141 92V91H140ZM147 92V91H146ZM145 92V93H146ZM148 92H151V91H148ZM164 92V91H163ZM169 92H170V89H169ZM173 92V91H172ZM197 92V91H196ZM195 92V93H196ZM202 92V91H201ZM200 92V93H201ZM207 92H206V96H207ZM214 92V91H213ZM239 92V91H238ZM244 92V91H243ZM257 92V91H256ZM17 93V92H16ZM27 93V92H26ZM28 93H31V92H28ZM58 93V92H57ZM60 93V92H59ZM144 93V94H145ZM156 93H158V92H156ZM174 93V92H173ZM182 93V92H181ZM185 93V92H184ZM188 93V92H187ZM204 92H202V94H203ZM254 93V92H253ZM19 94V93H18ZM31 94H33V93H31ZM44 94H45V96H46V92H44ZM52 94V93H51ZM153 94H154V92H153ZM168 94H170V93H168ZM192 94V93H191ZM194 94V93H193ZM199 94V93H198ZM198 94H196V96L198 97L199 95ZM215 94V93H214ZM238 94V93H237ZM241 94H242V92H241ZM255 94V93H254ZM261 94H262V92H261ZM263 94H264V92H263ZM262 94V95H263ZM24 95V94H23ZM48 96H49V94H47ZM54 95V94H53ZM148 95H149V93H148ZM155 95V94H154ZM159 95V94H158ZM166 94H164V96H165ZM186 95H188V94H186ZM185 94L183 95V96H186ZM210 95H212L211 94V92H210ZM209 95V96H210ZM235 95V94H234ZM250 95H252V94H250ZM250 95H249V97H250ZM257 95V94H256ZM255 95V96H256ZM44 96V95H43ZM55 96V95H54ZM123 96V95H122ZM204 96V95H203ZM252 96H254V95H252ZM5 97H7V96H5ZM4 97V98H5ZM137 97V96H136ZM145 97V96H144ZM143 97V98H144ZM165 97H167V96H165ZM171 97V96H170ZM178 97V96H177ZM181 97V96H180ZM179 97V98H180ZM188 97V96H187ZM194 97V96H193ZM192 96H191V99L193 98ZM211 97V96H210ZM228 97H229V95H228ZM227 97V98H228ZM238 97V96H237ZM243 97V96H242ZM246 97V96H245ZM247 97H248V95H247ZM138 98V97H137ZM147 99H148V97H146ZM153 98V97H152ZM151 98V99H152ZM155 98V97H154ZM190 98V97H189ZM189 98H187V99H189ZM195 98V97H194ZM231 98H233V97H231ZM253 98V97H252ZM256 98V97H255ZM150 99V100H151ZM159 99V98H158ZM167 99V98H166ZM165 99V100H166ZM170 99V98H169ZM171 99H173V98H171ZM181 99H182V97H181ZM197 99V98H196ZM199 99H201V98H199ZM208 99V98H207ZM238 99V98H237ZM250 99V98H249ZM264 99V98H263ZM137 100V99H136ZM153 100V99H152ZM151 100V101H152ZM162 100V99H161ZM195 100V99H194ZM194 100H193V102H194ZM206 100V99H205ZM226 100V99H225ZM233 100V99H232ZM254 100H258V99H254ZM54 101H55V99H54ZM178 101V100H177ZM187 101V100H186ZM235 101H236V99H235ZM242 101V100H241ZM249 101V100H248ZM251 101V100H250ZM138 102V101H137ZM160 102V101H159ZM162 102H163V100H162ZM166 102V101H165ZM181 102V101H180ZM203 102H205V101H203ZM206 102H207V100H206ZM237 102V101H236ZM256 102V101H255ZM264 102V101H263ZM145 103H147V102H145ZM158 103V102H157ZM156 103V104H157ZM174 103V102H173ZM184 103H186V102H184ZM202 103V102H201ZM229 103V102H228ZM243 103V102H242ZM246 103V102H245ZM250 103V102H249ZM252 103H253V101H252ZM139 104V103H138ZM141 104V103H140ZM151 103H148V105H150ZM168 104V103H167ZM196 104V103H195ZM204 104V103H203ZM207 104V103H206ZM220 104V101L219 100H217V98H215V96L213 95L211 98H209V100H208V104H207V108L206 109H203V110H198L197 108H198V106H194V109L196 110L197 109V112H199V111H201V113L199 112V116H197L196 118H194V119H190V120H187L186 119V122L183 124L182 123V121L180 120V122H181V124L180 125H184V129L186 130L185 131V133L186 134H191V135H194V136H196V135H200L199 137H200V139L201 140H203V142H204V144L202 145V147H201V149L199 150V149H197L196 147L195 148H193L192 146V148H193V150H191L190 149V151H193L195 154H197V153H199V155L201 156V155H203L204 153H211V147L209 146V142L211 141V138H212V136H213V133L215 132V130L217 129H215V125H216V123H217V119L219 118V117H221L222 119H224V118H226L227 120H226V125L228 126V134H229V138L231 139V141H234V142H241V143H243V144H245V149L246 150H248V151H250L251 153H252V160H250V162L252 161L253 162V165L254 166H248V165H246V164H244V163H239V162H237L235 159H233V157H232V151H231V149L230 150H228L227 148L224 150L226 153H228V155L231 157V160H230V162L229 163H227V164H225L224 166H222L221 167V169L223 170V172H224V176H225V179L226 180H228V181H230L231 183H237V182H245V181H250V180H252V178L254 177H256L257 175H259V174H262V171L264 170V134H261V133H258L256 130H254L253 128H250L249 126H248V124H247V122H248V120H249V118L246 116L247 115V112H245L244 110H236L237 111V115H239V116H237V117H235V118H231V119H228L227 118V115H222V114H220V116H218L217 115V111L216 112H214V110H215V108L216 107H218V105ZM154 105H155V103H154ZM169 105V104H168ZM179 105V104H178ZM183 105V104H182ZM186 105V104H185ZM192 105V104H191ZM202 105V104H201ZM205 105V104H204ZM139 106V105H138ZM142 106V105H141ZM147 106V105H146ZM161 106V105H160ZM180 106V105H179ZM189 106H190V104H189ZM199 106H200V104H199ZM257 106V105H256ZM143 108H145L144 106H142ZM148 107V106H147ZM150 108H151V105L149 106ZM172 107V106H171ZM171 107H169V108H171ZM181 107V106H180ZM186 107V106H185ZM228 107H230V105L228 106ZM235 107V106H234ZM160 107H158L157 108V110L159 109ZM162 108V107H161ZM167 108V107H166ZM175 108H176V106H175ZM174 108V109H175ZM182 108V107H181ZM241 108V107H240ZM153 109V108H152ZM156 109V108H155ZM183 109V108H182ZM187 110L189 109V107L188 108H186ZM185 109V110H186ZM191 109V108H190ZM194 109L192 110L191 109V112L193 111L194 112ZM218 109V108H217ZM216 109V110H217ZM223 109V108H222ZM230 109H232V108H230ZM246 109V108H245ZM256 109V108H255ZM145 109H143L142 111H144ZM147 110V109H146ZM145 110V111H146ZM151 110V109H150ZM162 110V109H161ZM167 110V109H166ZM219 110H221V109H219ZM225 110V109H224ZM233 110V109H232ZM145 111L143 112V113H145ZM148 111V110H147ZM146 111V112H147ZM159 111V110H158ZM158 111H156V112H158ZM173 111V110H172ZM175 111H176V109H175ZM226 111V110H225ZM112 112V111H111ZM149 112V111H148ZM151 112V111H150ZM150 112L149 113H146V114H150ZM162 112V111H161ZM165 112V111H164ZM196 112V111H195ZM235 112V111H234ZM254 112V111H253ZM141 113V112H140ZM159 113V112H158ZM190 113V112H189ZM258 113H259V115L261 114V112H260V110L258 111ZM177 114V113H176ZM175 114V115H176ZM256 114V113H255ZM141 115V114H140ZM153 115V114H152ZM151 115V117H152V119L154 118L153 116ZM156 115V114H155ZM159 115V114H158ZM157 115V117H159L160 118V116L162 115V113H161V115L160 116H158ZM195 115V114H194ZM234 115V114H233ZM145 116V115H144ZM147 116V115H146ZM149 116V115H148ZM179 116V115H178ZM187 116V115H186ZM186 116H185V118H186ZM252 116H253V114H252ZM258 116V115H257ZM143 117V116H142ZM156 117V116H155ZM156 117V118H157ZM188 117H189V115H188ZM255 117V116H254ZM261 117H262V115H261ZM158 118V119H159ZM161 118H163V119H165L164 117H161ZM167 118V117H166ZM143 119V118H142ZM145 119H146V117H145ZM157 119V120H158ZM163 119H162V121H163ZM179 119V118H178ZM253 119V118H252ZM136 120V119H135ZM139 120V119H138ZM148 120H150V119H147V121ZM154 120V119H153ZM156 120V119H155ZM172 120H174V119H172ZM172 120H169V122L171 121L172 123H173V121ZM140 121V120H139ZM165 121V120H164ZM177 121V120H176ZM179 121V120H178ZM177 121V122H178ZM219 121H221V120H219ZM218 121V122H219ZM251 122H253L252 120H250ZM143 123H145L144 121H142ZM165 122H167V120L165 121ZM170 122V123H171ZM175 122V121H174ZM222 122V121H221ZM138 123V122H137ZM160 123V122H159ZM164 123V122H163ZM162 122H161V124H163ZM255 123V122H254ZM157 124V123H156ZM174 124V123H173ZM176 124H178V123H176ZM219 124V123H218ZM217 124V125H218ZM237 124H243L244 125V128L243 129H240V128H238L237 127ZM136 125V124H135ZM145 125V124H144ZM175 125V124H174ZM180 125H175L176 126V129H177V127L179 126V127H181ZM252 125V124H251ZM263 125H264V122H263ZM262 124H261V126H263ZM125 126V125H124ZM137 126V125H136ZM141 126V125H140ZM222 126V125H221ZM125 127H127L128 128V126H125ZM148 127V126H147ZM152 127V126H151ZM158 127H160V128H162L161 126H158L157 125V128ZM170 127H171V124H170ZM172 127H173V125H172ZM254 127H255V125H254ZM258 127V126H257ZM260 127V126H259ZM129 128H130V126H129ZM138 128V127H137ZM142 128V127H141ZM144 128V127H143ZM153 128V127H152ZM151 128V129H152ZM156 128V129H157ZM174 128V127H173ZM219 128V127H218ZM122 129V128H121ZM123 129H124V127H123ZM126 129V128H125ZM153 129H155V128H153ZM152 129V130H153ZM180 129V128H179ZM182 129V128H181ZM184 129H182V130H184ZM224 129V128H223ZM128 130V129H127ZM126 130V131H127ZM171 130V129H170ZM262 130H264V128L262 129ZM159 131V130H158ZM174 131H175V129H174ZM220 131V130H219ZM139 132V131H138ZM155 132V131H154ZM162 132V131H161ZM226 132V131H225ZM117 133V132H116ZM164 133V132H163ZM162 133V134H163ZM167 133V132H166ZM137 134V133H136ZM140 134V133H139ZM147 134V133H146ZM145 134V135H146ZM169 134V133H168ZM171 134V133H170ZM180 134H181V132H180ZM180 134H179V136H180ZM226 134H227V132H226ZM165 135V134H164ZM176 135V134H175ZM215 135V134H214ZM218 135H220V134H218ZM222 135V134H221ZM224 135V134H223ZM115 136H118V135H115ZM120 136H121V134H120ZM126 136V135H125ZM146 136H148V135H146ZM151 136V135H150ZM150 136H149V138H150ZM172 136H173V134H172ZM177 136V135H176ZM175 136V137H176ZM185 136H187V135H185ZM184 136V137H185ZM189 137H190V135H188ZM187 136V137H188ZM127 137V136H126ZM139 137V136H138ZM143 137V136H142ZM192 137V136H191ZM215 137H216V135H215ZM214 137V138H215ZM222 137V136H221ZM118 138V137H117ZM129 138V137H128ZM134 138H136V136H134ZM140 138V137H139ZM146 138V137H145ZM148 138V137H147ZM146 138V139H147ZM167 138V137H166ZM170 138V137H169ZM173 138V137H172ZM159 139V138H158ZM161 139V138H160ZM180 139H182V137L180 136ZM179 139V140H180ZM184 139V138H183ZM190 139V138H189ZM196 139V138H195ZM228 139V138H227ZM123 140V139H122ZM167 140V139H166ZM166 140H164V141H166ZM175 140V139H174ZM223 140H225V139H223ZM121 141V140H120ZM138 141H140V140H138ZM170 141H172V140H170ZM177 141V140H176ZM183 141V140H182ZM187 141V140H186ZM213 141V140H212ZM216 141H218V140H216ZM222 141V140H221ZM220 141V142H221ZM124 142V141H123ZM150 142H151V140H150ZM172 142H175V141H172ZM171 142V143H172ZM181 142V141H180ZM188 142V141H187ZM190 142H191V140H190ZM224 142V141H223ZM233 142V143H234ZM118 143H121V142H118ZM143 143V142H142ZM156 143V142H155ZM163 143V142H162ZM123 144V143H122ZM122 144H120V145H122ZM144 144V143H143ZM157 144V143H156ZM173 144V143H172ZM172 144H171V146H172ZM177 144V143H176ZM189 144V143H188ZM216 144H218L217 142H216ZM124 145H126V144H124ZM127 145H129V144H127ZM132 145V144H131ZM134 145V144H133ZM146 145V144H145ZM149 145V144H148ZM158 145V144H157ZM163 145H165V144H163ZM191 145V144H190ZM218 145H220V144H218ZM223 145V144H222ZM154 145H152V147H153ZM170 146V147H171ZM178 146V145H177ZM183 146V145H182ZM188 147H186V148H189V145H187ZM197 146H198V144H197ZM234 146V145H233ZM241 146H243V145H241ZM122 147V146H121ZM126 147V146H125ZM132 147V146H131ZM135 147V146H134ZM136 147H138L137 145H136ZM136 147H135V149H136ZM146 147H147V145H146ZM149 147V146H148ZM175 147V146H174ZM222 147V146H221ZM227 147V146H226ZM239 147V146H238ZM244 147V146H243ZM158 148H159V145H158ZM157 147H156V149H158ZM163 148V147H162ZM169 148V147H168ZM179 148H181V147H179ZM185 148V147H184ZM185 148V149H186ZM218 148V147H217ZM132 149H134V148H132ZM144 149H146V148H144ZM148 149V148H147ZM150 149H151V147H150ZM154 149V148H153ZM155 149V150H156ZM164 149H166V148H164ZM175 149V148H174ZM184 149V150H185ZM106 150V149H105ZM118 150V149H117ZM161 150H163V149H161ZM179 150V149H178ZM189 149H187V151H188ZM124 151H125V149H124ZM127 151H129L130 152V150L128 149ZM135 151V150H134ZM138 151H139V149H138ZM141 151V150H140ZM159 151V150H158ZM173 151V150H172ZM100 152V151H99ZM106 152H108V151H106ZM126 152V151H125ZM170 152V151H169ZM95 153V152H94ZM93 153V154H94ZM144 153V152H143ZM152 153V152H151ZM153 153H155V152H153ZM163 153V152H162ZM188 153V152H187ZM214 153H215V151H214ZM103 154V153H102ZM109 154V153H108ZM116 154V153H115ZM119 154V153H118ZM126 154H128V153H126ZM131 153H129V155H130ZM135 154V153H134ZM180 152H179V156H180ZM186 154V153H185ZM190 154V153H189ZM188 154V155H189ZM194 154V155H195ZM237 154V153H236ZM113 155V154H112ZM128 155V156H129ZM152 155V154H151ZM150 155V156H151ZM163 155V154H162ZM167 155V154H166ZM175 155H176V153H175ZM245 155V154H244ZM106 156V155H105ZM118 156V155H117ZM121 156V155H120ZM154 156H155V154H154ZM160 156V155H159ZM171 156H172V153H171ZM177 156H178V154H177ZM182 156V155H181ZM180 156V157H181ZM192 157V152H191V154L189 155V157ZM213 156V155H212ZM227 156V155H226ZM94 157V156H93ZM96 158H98L97 157V154H96V156H95ZM102 157V156H101ZM187 157V156H186ZM190 157V158H191ZM194 157V156H193ZM196 157V156H195ZM197 157H199V156H197ZM204 157V156H203ZM103 158V157H102ZM134 158V157H133ZM157 158H158V156H157ZM179 158V157H178ZM206 158V157H205ZM213 158V157H212ZM100 159V158H99ZM110 159V161H111V159H112V157H110L109 158ZM120 158H119V156H118V160H119ZM137 159V158H136ZM136 159H135V161H136ZM177 159V158H176ZM196 159V158H195ZM198 159V158H197ZM207 159V158H206ZM214 159H215V157H214ZM226 159V158H225ZM237 159V158H236ZM243 159V158H242ZM81 160V159H80ZM86 160V159H85ZM84 160V161H85ZM88 160V159H87ZM97 160V159H96ZM114 160V159H113ZM121 161H122V159H120ZM134 160V159H133ZM138 160H139V158H138ZM141 160H143V159H141ZM154 160V159H153ZM157 160V159H156ZM185 160V159H184ZM191 160V159H190ZM193 160V159H192ZM208 160L209 159H207L206 160V162H208ZM227 160H229V159H227ZM90 161V160H89ZM95 161V160H94ZM99 161V160H98ZM104 161V160H103ZM106 161V160H105ZM104 161V162H105ZM117 161V160H116ZM150 161V160H149ZM159 161V160H158ZM211 161V160H210ZM96 162V161H95ZM102 162V161H101ZM100 162V163H101ZM123 162V161H122ZM176 162V161H175ZM182 162H184V161H182ZM212 162H214V161H212ZM242 162H245V161H243L242 160ZM247 162V161H246ZM80 163V162H79ZM99 163V164H100ZM116 163V162H115ZM147 163V162H146ZM153 163V162H152ZM158 163V162H157ZM160 163V162H159ZM188 163H189V160H188ZM194 163V162H193ZM193 163H192V165H193ZM196 163V162H195ZM221 163V162H220ZM68 164V163H67ZM76 164H78V163H76ZM88 164V163H87ZM92 164V163H91ZM95 164V163H94ZM98 164V165H99ZM132 164V163H131ZM144 164V163H143ZM150 164V163H149ZM155 164V163H154ZM154 164H152V165H154ZM163 164V163H162ZM187 164V163H186ZM191 164V163H190ZM200 164V163H199ZM213 164H215V163H213ZM217 164V163H216ZM224 164V163H223ZM250 164V163H249ZM85 165V164H84ZM90 164H88V166H89ZM115 165V164H114ZM123 165V164H122ZM126 165V164H125ZM124 165V166H125ZM139 165V164H138ZM161 165V164H160ZM159 165V166H160ZM184 165V164H183ZM197 165V164H196ZM73 165H71V167H72ZM78 166V165H77ZM91 166V165H90ZM89 166V167H90ZM112 167H114L113 165H111ZM118 166V165H117ZM124 166H122V168L124 167ZM130 166L131 165H129V163H128V167L130 168ZM169 166V165H168ZM171 166V165H170ZM179 166V165H178ZM182 166V165H181ZM191 166V165H190ZM198 166V165H197ZM205 166V165H204ZM69 167V166H68ZM70 167V168H71ZM74 167V166H73ZM76 167V166H75ZM85 167H87V166H85ZM97 167V166H96ZM99 167H101V166H99ZM103 167V166H102ZM106 167V166H105ZM108 167H110V165L108 166ZM111 167V168H112ZM133 167V166H132ZM135 167H137L136 165H135ZM143 167V166H142ZM141 166H140V168H142ZM153 167V166H152ZM184 167H186V166H184ZM192 167V166H191ZM206 167V166H205ZM46 168V167H45ZM62 168V167H61ZM60 168V169H61ZM81 168V167H80ZM93 168V167H92ZM91 168V169H92ZM119 168V167H118ZM121 168V167H120ZM134 168V167H133ZM145 169H147L146 168V166L144 167ZM155 168V167H154ZM167 168V167H166ZM212 168V167H211ZM46 169H49V168H46ZM63 169V168H62ZM87 169H89V168H87ZM99 169V168H98ZM102 169H104V168H102ZM123 169H125V167L123 168ZM151 169V168H150ZM161 169V168H160ZM201 169V168H200ZM210 169V168H209ZM66 170H68V169H66ZM73 170V169H72ZM71 170V171H72ZM75 171H77V168L76 169H74ZM82 170V169H81ZM108 170V169H107ZM112 170V169H111ZM117 170H119V169H117ZM121 171H122V169H120ZM134 170V169H133ZM137 170V169H136ZM139 170V169H138ZM156 170H158V169H156ZM185 169H183V171H184ZM186 170H188V165H187V169ZM194 170V169H193ZM195 170H196V168H195ZM202 170H204V169H202ZM218 169H216V171H217ZM260 170H262V171H260ZM42 171V170H41ZM51 171V170H50ZM50 171H48V172H50ZM60 171V170H59ZM90 171V170H89ZM97 171V170H96ZM99 171V170H98ZM116 171V170H115ZM129 172H130V170H128ZM140 171V170H139ZM147 171V170H146ZM148 171H150V170H148ZM159 171V170H158ZM169 171V170H168ZM221 171V170H220ZM258 171H260L261 173H259L258 174ZM43 172V171H42ZM41 172V174H43ZM53 172V171H52ZM80 172V171H79ZM104 172V171H103ZM117 172V171H116ZM118 172H120V171H118ZM145 172V171H144ZM185 172V171H184ZM188 172H190L189 170H188ZM197 172V171H196ZM211 172V171H210ZM213 172V171H212ZM222 172V173H223ZM59 173V172H58ZM63 173V172H62ZM68 173V172H67ZM66 173V174H67ZM73 173H75L74 171H73ZM77 173V172H76ZM88 173V172H87ZM86 173V174H87ZM91 173V172H90ZM101 173V172H100ZM122 173L123 174H125V172L124 171H122ZM121 173V174H122ZM136 173V172H135ZM141 173V172H140ZM154 173H157V172H154ZM161 173V172H160ZM167 173V172H166ZM174 174H175V172H173ZM177 173V172H176ZM214 173V172H213ZM45 174H46V171H45ZM50 174V173H49ZM66 174L64 175V176H66ZM70 174V173H69ZM68 174V175H69ZM81 174L82 175H84L83 174V172H81ZM102 174V173H101ZM122 174V175H123ZM129 174V173H128ZM127 174V175H128ZM133 174V173H132ZM139 174V173H138ZM149 174H150V172H149ZM151 174H152V172H151ZM180 174V173H179ZM190 174H192V172L190 173ZM204 174V173H203ZM216 174V173H215ZM264 174V173H263ZM48 175V174H47ZM47 175H44V176H47ZM60 175V174H59ZM63 175H62V177H63ZM71 175V174H70ZM79 175H80V173H79ZM81 175V176H82ZM105 175V174H104ZM121 175V176H122ZM136 175V174H135ZM134 175V176H135ZM154 175V174H153ZM157 175H158V173H157ZM160 175V174H159ZM162 175V174H161ZM164 175V174H163ZM182 175V174H181ZM196 175V174H195ZM194 175V176H195ZM206 175V174H205ZM212 175V174H211ZM39 176V175H38ZM50 176H52L51 174H50ZM49 176V177H50ZM54 176H56V175H54ZM57 176H58V174H57ZM75 176V175H74ZM78 176V175H77ZM85 176V175H84ZM100 176V175H99ZM99 176H98V178H99ZM109 176V175H108ZM117 176V175H116ZM168 176V175H167ZM175 176V175H174ZM179 176V175H178ZM187 176V175H186ZM196 176H198V175H196ZM48 177V176H47ZM73 177V176H72ZM76 177V176H75ZM79 177V176H78ZM112 177H115V176H112ZM112 177H111V180H113L112 179ZM123 177H125V176H123ZM123 177H121V180H122V178ZM135 177H137V176H135ZM148 177V176H147ZM157 177V176H156ZM160 177V176H159ZM193 177V176H192ZM199 177H200V175H199ZM202 177V176H201ZM215 177V176H214ZM262 177V176H261ZM40 178V177H39ZM52 178V177H51ZM59 178V177H58ZM66 178V177H65ZM84 178V177H83ZM101 178V177H100ZM109 178V177H108ZM119 178V177H118ZM117 178V179H118ZM127 178V177H126ZM171 178V177H170ZM179 178V177H178ZM196 178V177H195ZM220 178H222V177H220ZM50 179V178H49ZM54 179H57V178H54ZM61 179V178H60ZM60 179L58 180V181H56L57 182V184H58V182H62L63 180H61L60 181ZM77 179V178H76ZM86 179H89V178H86ZM102 179V178H101ZM132 179V178H131ZM143 179V178H142ZM149 179V178H148ZM153 179V178H152ZM151 179V180H152ZM157 179V178H156ZM182 179V178H181ZM189 179V178H188ZM192 179V178H191ZM197 179V178H196ZM199 179V178H198ZM215 179V178H214ZM256 179H257V177H256ZM42 180V179H41ZM45 180V179H44ZM48 180V179H47ZM67 180V179H66ZM70 179H68V181H69ZM72 180V179H71ZM75 180V179H74ZM105 180V179H104ZM107 180V179H106ZM108 180H110V179H108ZM107 180V181H108ZM133 180H135V178L133 179ZM138 180V179H137ZM140 180V179H139ZM143 180H145V179H143ZM162 180H164V179H162ZM172 180V179H171ZM204 180V179H203ZM216 181H217V179H215ZM54 182L55 180H52L51 179V182ZM67 181V182H68ZM73 181V180H72ZM94 181V180H93ZM120 181V180H119ZM132 181V180H131ZM146 181V180H145ZM183 181V180H182ZM199 181V180H198ZM206 181V180H205ZM208 181V180H207ZM206 181V183H208ZM259 181V180H258ZM257 181V182H258ZM264 181V180H263ZM262 181V182H263ZM74 182V181H73ZM73 182H71V183H73ZM75 182H78L79 183V181H75ZM82 182V181H81ZM83 182H84V180H83ZM89 182V181H88ZM105 182V181H104ZM104 182H103V184H104ZM117 182V181H116ZM121 182V181H120ZM119 182V183H120ZM188 182V181H187ZM193 182V181H192ZM210 182V181H209ZM254 182H256L255 180H254ZM261 182V183H262ZM44 183V182H43ZM49 182H47V184H48ZM55 183V182H54ZM65 183V182H64ZM63 182H62V184H64ZM77 183V184H78ZM86 183V182H85ZM90 183V182H89ZM91 183H93V182H91ZM90 183V184H91ZM97 183H98V181H97ZM114 183V182H113ZM170 183V182H169ZM181 183V182H180ZM179 183V184H180ZM222 183V182H221ZM224 183H225V181H224ZM260 183V184H261ZM56 184V183H55ZM55 184H53V185H55ZM83 185H88V183L87 184H84V183H82ZM107 184V183H106ZM129 184V183H128ZM145 184V183H144ZM148 184V183H147ZM158 184V183H157ZM182 184V183H181ZM185 185L187 184L186 183V181H185V183H184ZM213 184V183H212ZM223 184V183H222ZM227 184V183H226ZM50 185V184H49ZM73 185V184H72ZM76 185V184H75ZM96 185V184H95ZM102 185V184H101ZM109 185H111V184H109ZM115 185V184H114ZM125 185V184H124ZM132 185H133V183H132ZM141 185V184H140ZM170 185V184H169ZM191 185H193V184H191ZM191 185L190 186H188L187 187V185L184 187L183 185V191H187V189L186 188H189L190 190H188V191H190V192H192L193 191V189L195 188H193V189H191ZM214 186H215V183L213 184ZM220 186V183L218 182V184H216V186ZM22 186V185H21ZM43 186V185H42ZM51 186V185H50ZM57 186V185H56ZM59 186V185H58ZM62 186V185H61ZM65 186H66V184H65ZM64 185L62 186V187H65ZM89 186V185H88ZM131 186V185H130ZM134 186H135V184H134ZM172 186V185H171ZM181 186V185H180ZM194 186H196V185H194ZM209 186V185H208ZM218 186V187H219ZM222 186H224V185H222ZM233 186V185H232ZM255 186H256V184H255ZM261 186V185H260ZM34 187H36L35 185H34ZM60 187V186H59ZM92 187H94V184H93V186ZM106 187V186H105ZM105 187H104V189H105ZM112 187V186H111ZM123 187H125V186H123ZM138 187H139V185H138ZM151 187H153V186H151ZM155 187V186H154ZM228 187V186H227ZM236 187H238V186H236ZM25 188V187H24ZM49 188V187H48ZM61 188V187H60ZM70 188V187H69ZM72 189H74V186L73 187H71ZM77 188H78V186H77ZM80 188H81V186H80ZM98 189H99V187H97ZM107 188V187H106ZM109 188H110V186H109ZM116 188H117V186H116ZM147 188V187H146ZM150 188V187H149ZM171 188V187H170ZM179 188V187H178ZM204 188V187H203ZM203 188L201 187V189L200 190H203ZM210 188H212V186H210L209 188H207L208 190L210 189ZM259 188V187H258ZM263 188H264V185H263ZM262 188V189H263ZM43 189V188H42ZM41 189V190H42ZM55 189V188H54ZM65 189V188H64ZM68 189V188H67ZM98 189H92L91 187L90 188H88V187H85V188H81V191H79L80 192V194H79V192L78 191H74V194H77V195H79V198H82V199H80V200H85V202H87L88 201V203L86 204V205H88L89 206V208H91V210H93L94 211V216H92L91 215V217L89 218L91 221V223H92V225H89V224H91V223H89V224H87V223H83V226H92L93 227V223L94 222H99V223H104V224H109V223H111L112 221H114V218L115 217H117V216H119V215H121V216H123V217H125V218H127V219H129L130 221H131V224L133 223V224H136L137 222H138V220H142V222H144L145 224H152L153 226H154V228L156 229V231L158 232V233H160V236L162 237V243H160V244H158V245H154L155 247L154 248H152L150 251H148V249L146 248V246H145V231H146V228H144L142 225H140L139 226V229H137V228H130L129 227V229H126V231H125V233L124 234H122V233H120L121 234V238H122V240H123V243L126 245L125 246V249H123V247L122 248H120V247H116V246H114V245H112L113 243H115V242H112L110 239V241L112 242V244H108V242H105L103 239H102V237H96V239H93L90 235H88V230H84V227L82 226V229H80V227L78 228V229H76L75 228V230H71V229H69L67 226H66V228H65V226H64V232H62L56 225H54L55 223H54V221L52 220V216L51 217H46V222H45V220L43 221V222H45L46 224L44 225V226H46V229H47V231L44 233V231H42V229L44 230V226H43V223L41 222V220L40 221H38V223H37V226H36V232H37V229L38 230H40V231H42V233H44L43 235L45 236V238H46V243L49 245V247H50V254L48 255V257L47 258H49V260L47 259V261L49 262V264H264V249H262V248H259L258 246H257V242H256V240L257 241H259L258 239H251L250 238V235H246L247 233H249V232H247V231H245V229H244V227L246 226L247 227V225L248 224H246L245 226H244V224L245 223H247V222H245V221H243V226L244 227H242V224H240L241 225V227L244 229V231H245V233L246 234H244V232H243V229H242V232L240 231L241 229V227L239 226V229L240 230H221V231H219V233H216V231H215V226L218 224V218L217 217H222L221 215L219 216V214H220V212H222L223 213V210L222 211H219L218 212V216H215V215H213V212L212 213H210V211H207V210H210L211 208H209V209H207V210H205L206 209V206H204L205 207V209L203 210L202 208H204L203 207V205H202V203H204L203 201H205V199H207V197L205 198V199H202V198H204V195H206V191L204 192L205 194H202L203 195V197L202 198H199L200 196L199 195H201V194H198V196L199 197H197V193L195 194V196H193L192 194H193V192H192V196L193 197H197L198 199H200L201 201H202V203H201V201H200V203L198 202V204H200L201 206H199L198 204H197V200L196 201H192L191 199H193V197L191 198V199H189L188 200V198L187 197H185V196H183V195H181V194H178V195H176L175 193L176 192H174V194L176 195H174L175 197H173V198H171V199H168V200H166L165 201V203L162 205H160L159 203H158V197H159V193H158V191H156V189L153 191V192H150L149 194H146L145 193V195H142V196H135V195H131L129 192H126L124 189H120V191H118V193L117 194H111L109 191H102V190H98ZM111 189V188H110ZM131 189V188H130ZM134 189V188H133ZM144 189V188H143ZM175 189V188H174ZM198 189V187L196 188V189H194L195 191L197 190V191H200ZM206 189V190H207ZM214 189V188H213ZM218 189V188H217ZM231 189V188H230ZM18 190V189H17ZM51 190V189H50ZM57 190V189H56ZM62 190H63V188H62ZM66 190V189H65ZM75 190H76V188H75ZM106 190V189H105ZM140 190H141V188H140ZM204 190H205V188H204ZM211 190V189H210ZM209 190V191H210ZM233 190V189H232ZM240 190V189H239ZM238 190V191H239ZM242 190V189H241ZM240 190V191H241ZM245 190V189H244ZM255 190V189H254ZM254 190L252 191V192H254ZM264 190V189H263ZM28 191V190H27ZM68 190H66V192H67ZM71 190H69V192H70ZM111 191H112V189H111ZM145 191V190H144ZM143 191V192H144ZM175 191V190H174ZM182 191V190H181ZM182 191V192H183ZM221 191V190H220ZM225 191V190H224ZM223 191V192H224ZM231 191V190H230ZM229 191V192H230ZM234 191H236V190H234ZM257 191V190H256ZM16 192V191H15ZM38 192V191H37ZM54 192V191H53ZM57 192H58V190H57ZM76 192V193H75ZM115 192H117V191H115ZM134 192H136V191H134ZM141 192V191H140ZM142 192V193H143ZM146 192V191H145ZM164 192V191H163ZM170 192V191H169ZM213 192V191H212ZM222 192V191H221ZM250 192V191H249ZM251 192V193H252ZM258 192H259V189H258ZM262 192V191H261ZM25 193V192H24ZM30 193V192H29ZM43 193H44V191H43ZM72 193L73 192H71V195H72ZM161 193V192H160ZM189 193V192H188ZM199 193V192H198ZM232 193V192H231ZM247 193V192H246ZM14 194V193H13ZM38 194H39V196H40V194H42V193H39L38 192ZM45 194V193H44ZM44 194H42L43 196H44ZM135 194V193H134ZM185 194H187L186 192H185ZM212 193H210V197L208 198L209 200V202L206 200V203L208 202V203H211V202H213V201H215L214 202V204L216 203L217 205L219 204L218 202H220L219 201V196L217 195V194H219V193H215V195H213V197H212V195H211ZM234 194V193H233ZM232 194V195H233ZM240 194V193H239ZM238 194V195H239ZM242 194V193H241ZM22 195V194H21ZM56 195V194H55ZM54 195V196H55ZM76 195V196H77ZM137 195V194H136ZM188 195V194H187ZM190 195V194H189ZM190 195V196H191ZM253 195H256V194H254L253 193ZM260 195V194H259ZM264 195V194H263ZM12 196V195H11ZM50 196V195H49ZM60 196V195H59ZM69 196V195H68ZM73 197L75 196V195H72ZM162 196V195H161ZM170 196V195H169ZM214 196H218V199L216 198V197H214ZM221 196V195H220ZM234 196V195H233ZM233 196H230V197H233ZM243 196V195H242ZM251 195H249V197H250ZM257 196V195H256ZM255 196V197H256ZM8 197H9V195H8ZM13 197H15V196H13ZM31 197V196H30ZM42 197V196H41ZM46 197H47V195H46ZM87 197V198H86ZM165 197H166V195H165ZM212 197V198H211ZM235 197V196H234ZM245 196H243V198H244ZM254 197V196H253ZM5 198V197H4ZM32 198V197H31ZM40 198V197H39ZM53 198H55V197H53ZM75 198V197H74ZM74 198H72V199H74ZM77 198V197H76ZM194 198V199H195ZM196 198V199H197ZM210 198H211V200L212 201H210ZM221 198V197H220ZM248 197H246L245 198V200L247 199ZM264 198V197H263ZM9 199V198H8ZM23 199V198H22ZM33 199V198H32ZM50 199V198H49ZM162 199V198H161ZM160 199V200H161ZM193 199V200H194ZM222 200L223 199H225V197H223V198H221ZM231 199V198H230ZM234 199V198H233ZM252 199V198H251ZM255 199V198H254ZM258 199V198H257ZM11 200V199H10ZM38 200V199H37ZM43 200H45L44 198H43ZM76 200V199H75ZM87 200V201H86ZM102 202H101V201ZM238 200V199H237ZM259 200H261V199H259ZM258 200V201H259ZM263 200V199H262ZM14 201H15V199H14ZM29 201V200H28ZM256 201V200H255ZM16 202V201H15ZM14 202V203H15ZM35 202H36V199H35ZM38 202H40V201H38ZM48 202V201H47ZM77 202V201H76ZM102 204H101V203ZM164 202V201H163ZM225 202H227V201H225ZM248 202V201H247ZM257 202V201H256ZM28 203H30V201L28 202ZM54 203V202H53ZM83 203V202H82ZM205 203V204H206ZM221 203V202H220ZM222 203H224V202H222ZM222 203H221V205H222ZM236 203V202H235ZM239 204H240V202H238ZM249 203V202H248ZM259 203H262V202H258V204ZM264 203V202H263ZM17 204V203H16ZM39 204V203H38ZM55 204V203H54ZM71 204V203H70ZM216 204H215V207H216ZM225 204V203H224ZM227 204H229V203H227ZM252 204H255V203H252ZM1 205V204H0ZM17 205H19V204H17ZM21 205V204H20ZM84 205V204H83ZM85 205V206H86ZM209 205H211V207H213L214 208V206H213V204H209ZM220 205V206H221ZM229 205H232L231 203L229 204ZM234 205V204H233ZM244 205V204H243ZM256 205V204H255ZM7 206V205H6ZM5 206V207H6ZM30 206V205H29ZM41 206V205H40ZM46 206V205H45ZM44 206V207H45ZM58 206V205H57ZM138 206H140L139 207V210L137 211V208H138ZM220 206H218V207H220ZM224 206V205H223ZM238 205H236V207H237ZM256 206H258V205H256ZM9 207V206H8ZM19 207V206H18ZM60 207V206H59ZM74 207H77V206H74ZM87 207V206H86ZM208 207V206H207ZM225 207H226V204H225ZM229 207V206H228ZM251 207H253L252 205H251ZM261 208H263V206H262V204H261V206H260ZM259 207V208H260ZM2 208V207H1ZM3 208H4V206H3ZM29 208H32V207H29ZM36 208V207H35ZM88 207H87V209H89ZM221 208V207H220ZM231 207H229V209H230ZM234 208H235V205H234ZM238 208V207H237ZM6 209V208H5ZM10 207L8 208V209H6V210H4V211H0V229H1V231H0V238H4V239H11L12 241H13V233L11 232L12 231V229L11 228H7L8 227V225L6 226V224L9 222V223H11V219H9L10 217L9 216H11L10 215ZM38 209V208H37ZM77 209H79L78 207H77ZM215 209V208H214ZM219 209V208H218ZM225 209V208H224ZM233 209V208H232ZM239 209V208H238ZM254 209V208H253ZM1 210V209H0ZM17 210V209H16ZM33 210V209H32ZM55 210V209H54ZM53 210V211H54ZM57 211L59 210V209H56ZM56 210H55V212H56ZM91 210H89V211H91ZM205 211V214L203 215V211ZM216 210H217V208H216ZM216 210H215V213L214 214H216ZM228 210V209H227ZM237 210V209H236ZM236 210H232L231 211V209H230V211L233 213V211H236ZM262 210H264V209H262ZM13 211H15L14 209H13ZM31 211V210H30ZM45 211V210H44ZM61 211V210H60ZM63 211V210H62ZM62 211H61V213H62ZM77 211V210H76ZM75 211V212H76ZM88 211V212H89ZM206 211L207 212H209V213H206ZM229 211V212H230ZM238 211V210H237ZM240 211V210H239ZM255 211V210H254ZM260 211V210H259ZM23 212V211H22ZM39 212V211H38ZM47 212V211H46ZM52 212V211H51ZM81 212V211H80ZM228 212V213H229ZM241 212H242V210H241ZM41 213V212H40ZM43 213V212H42ZM58 213V212H57ZM64 213L65 214H67L65 211H64ZM76 213H79V212H76ZM76 213H75V215H76ZM82 213V212H81ZM81 213H79V214H81ZM227 213V214H228ZM258 213V212H257ZM18 214V213H17ZM26 214V213H25ZM36 214V213H35ZM46 214V213H45ZM53 214V213H52ZM59 214V213H58ZM69 214V213H68ZM87 214V213H86ZM90 214V213H89ZM208 214V215H207ZM210 214H212L211 216H210ZM224 214H226V213H224ZM226 214V215H227ZM234 214V213H233ZM244 214V213H243ZM242 214V215H243ZM22 215V214H21ZM20 215V216H21ZM37 215V214H36ZM47 215V214H46ZM74 215V216H75ZM78 215V214H77ZM82 215V214H81ZM225 215V216H226ZM229 215H230V213H229ZM241 215V214H240ZM19 216V217H20ZM30 216H32V215H30ZM48 216V215H47ZM64 216H66V215H64ZM69 216V215H68ZM120 216V217H121ZM233 217H234V215H232ZM232 216H229V218L231 219V217ZM235 216H236V214H235ZM238 216V215H237ZM26 217V216H25ZM28 217H29V215H28ZM37 217H38V215H37ZM67 217V216H66ZM70 217H71V215H70ZM76 217V216H75ZM79 217V216H78ZM81 217V216H80ZM83 217H84V214H83ZM227 217V216H226ZM6 218V219H5ZM225 218V217H224ZM240 218V217H239ZM62 219V218H61ZM66 219H69V218H66ZM65 219V220H66ZM73 219V218H72ZM81 219H84V218H82L81 217ZM86 219V218H85ZM220 219H222V218H220ZM226 219V218H225ZM230 219H227V220H230ZM245 218L243 217V220H244ZM3 220H5V225H4V222H3ZM58 220H60V219H58ZM62 220H64V219H62ZM74 220V219H73ZM116 220H117V218H116ZM233 220L234 219H232V222H233ZM240 220V219H239ZM239 220H238V217H237V222H239ZM13 221V220H12ZM19 221V220H18ZM222 221V220H221ZM20 222V221H19ZM59 222V221H58ZM67 222L68 221H64V223H66L67 224ZM74 222H75V220H74ZM82 222V221H81ZM84 222V221H83ZM87 222H88V219H87ZM124 222V221H123ZM231 222V221H230ZM241 222H242V219H241ZM16 223V222H15ZM23 223V222H22ZM27 223V222H26ZM31 223V222H30ZM30 223H28V225L30 224ZM69 223H71L70 221H69ZM98 223V224H99ZM114 223V222H113ZM130 223V222H129ZM240 223V222H239ZM238 223V224H239ZM20 224V223H19ZM36 224V223H35ZM76 224V223H75ZM78 224V223H77ZM122 224V223H121ZM219 224H221V223H219ZM232 224V223H231ZM15 225V224H14ZM18 225V224H17ZM68 225V224H67ZM71 226H72V224H70ZM233 225V224H232ZM235 225V224H234ZM16 226V225H15ZM34 226V225H33ZM117 226V225H116ZM119 226V225H118ZM221 226V225H220ZM12 227V226H11ZM28 228H29V226H27ZM32 227V226H31ZM35 227V226H34ZM73 227H76V226H73ZM113 227V226H112ZM149 227V226H148ZM222 227V226H221ZM227 227V226H226ZM236 227H238V226H236ZM245 227V228H246ZM248 227H250V225L248 226ZM16 228V227H15ZM61 228H63V227H61ZM100 228V227H99ZM107 228H108V226H107ZM224 228V227H223ZM228 228V227H227ZM227 228H225V229H227ZM232 228V227H231ZM251 228V227H250ZM257 228V227H256ZM17 229H21V228H17ZM35 229V228H34ZM110 230H112L111 228H109ZM108 229V230H109ZM119 229H121V228H119ZM248 229V228H247ZM29 230H30V228H29ZM28 230V231H29ZM32 230V229H31ZM91 230V229H90ZM89 230V231H90ZM96 230V229H95ZM114 230L115 231H117L115 228H114ZM152 230V229H151ZM255 230V229H254ZM254 230H253V232H254ZM258 230V229H257ZM256 230V231H257ZM13 231H14V229H13ZM23 231H24V229H23ZM106 231V230H105ZM113 231V230H112ZM122 230H120V232H121ZM259 231V230H258ZM263 231V230H262ZM262 231H260V232H262ZM16 232V231H15ZM17 232H18V230H17ZM21 232V231H20ZM20 232H18V233H20ZM25 232V231H24ZM32 232V231H31ZM114 232V231H113ZM154 232V231H153ZM2 233V234H1ZM91 233V232H90ZM149 233V232H148ZM25 234V233H24ZM39 234V233H38ZM97 234H99V233H97ZM106 234V233H105ZM114 234H116V232L115 233H113V235ZM154 234H155V232H154ZM250 234V233H249ZM255 234H257L256 232H255ZM259 234H261V233H259ZM1 235H2V237H1ZM30 235V234H29ZM36 236H37V234H35ZM42 235V236H43ZM108 235V234H107ZM118 235V234H117ZM163 235H164V237H165V239L163 238ZM263 235H264V233H263ZM15 236V235H14ZM23 236V235H22ZM27 236V235H26ZM25 236V237H26ZM33 236V235H32ZM96 236V235H95ZM120 236V235H119ZM115 237V236H114ZM148 237H149V235H148ZM154 237L157 239H159V235L158 234H156V235H154ZM257 237H258V235H257ZM264 237V236H263ZM15 238V237H14ZM43 238V237H42ZM147 238V237H146ZM254 238H256V237H254ZM262 238V237H261ZM29 239V238H28ZM150 239V238H149ZM148 239V240H149ZM161 239V238H160ZM16 240V239H15ZM20 240V239H19ZM31 240H32V238H31ZM43 240V239H42ZM41 240V241H42ZM119 241H120V244H121V240L120 239H118ZM147 240V241H148ZM153 240V239H152ZM24 241H26V240H23V242L22 243H24ZM19 242V241H18ZM34 242V239L32 240V241H30V242H28V243H33ZM36 242V241H35ZM37 243V242H36ZM14 244H16V243H14ZM38 244H39V242H38ZM263 244V243H262ZM11 245V244H10ZM20 245V244H19ZM18 245V246H19ZM34 245V244H33ZM48 245H47V247H48ZM116 245V244H115ZM118 245V244H117ZM151 245V244H150ZM3 246V245H2ZM1 246V247H2ZM17 246V247H18ZM26 246V245H25ZM25 246H23L22 245V247H25ZM27 246H28V244H27ZM26 246V247H27ZM32 246V245H31ZM40 246H42V245H40ZM45 246V245H44ZM43 246V247H44ZM121 246H122V244H121ZM124 246V245H123ZM12 247H13V245H12ZM16 247V248H17ZM42 247V248H43ZM261 247V246H260ZM10 248V247H9ZM15 248V249H16ZM35 248H36V246H35ZM40 248H38V250H39ZM150 249V248H149ZM5 250H6V248H5ZM11 250V249H10ZM24 250V249H23ZM32 250V249H31ZM49 250V249H48ZM19 251V250H18ZM22 251V250H21ZM27 251H30V250H27ZM33 251V250H32ZM35 251V250H34ZM33 251V252H34ZM41 251V250H40ZM1 252V251H0ZM9 251H7L6 250V254L8 253ZM12 252H13V250H12ZM26 252V251H25ZM30 253H31V251H30ZM24 254V253H23ZM27 254V253H26ZM38 254V253H37ZM25 255V254H24ZM41 256V255H40ZM26 257V260H27V256H25ZM31 257H33V256H31ZM10 258H12V261H10ZM22 258V260L24 261V259H23V255H21L19 252H15L14 251V253H12V254H10V255H5V254H3L2 256H0V264H11V262H15V261H17V262H20L21 259ZM36 259V258H35ZM19 260V261H18ZM29 260V259H28ZM31 260V259H30ZM29 262H32V261H29ZM35 262L37 263V261L35 260ZM22 263V262H21ZM34 263V262H33ZM32 263V264H33ZM42 263V262H41ZM46 263V262H45ZM24 264V263H23ZM29 264V263H28Z\"/></svg>","mask_w":264,"mask_h":264}]
</instances>
